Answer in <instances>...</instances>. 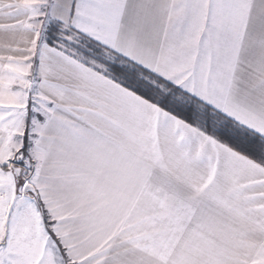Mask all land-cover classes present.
<instances>
[{"label": "snow or ice", "instance_id": "snow-or-ice-1", "mask_svg": "<svg viewBox=\"0 0 264 264\" xmlns=\"http://www.w3.org/2000/svg\"><path fill=\"white\" fill-rule=\"evenodd\" d=\"M0 264H264V0H0Z\"/></svg>", "mask_w": 264, "mask_h": 264}]
</instances>
